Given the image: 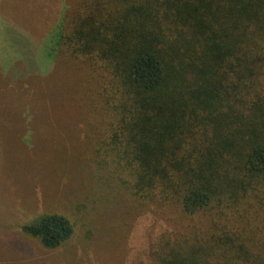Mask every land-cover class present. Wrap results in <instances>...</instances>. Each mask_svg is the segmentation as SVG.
I'll return each mask as SVG.
<instances>
[{
	"label": "trees",
	"instance_id": "obj_1",
	"mask_svg": "<svg viewBox=\"0 0 264 264\" xmlns=\"http://www.w3.org/2000/svg\"><path fill=\"white\" fill-rule=\"evenodd\" d=\"M66 7L53 29L54 65L71 63L74 80L85 68L109 73L108 98L116 101L108 105V136L86 145L97 170L103 157L113 162L101 179L107 172L145 211L179 222L158 238L149 264H264V242L252 237L246 211L234 229L220 207L258 200L264 189V0H69ZM74 80L71 105L80 108ZM20 232L53 251L73 227L64 215L44 213Z\"/></svg>",
	"mask_w": 264,
	"mask_h": 264
},
{
	"label": "rangeland",
	"instance_id": "obj_2",
	"mask_svg": "<svg viewBox=\"0 0 264 264\" xmlns=\"http://www.w3.org/2000/svg\"><path fill=\"white\" fill-rule=\"evenodd\" d=\"M68 2L0 0V264H149L158 238L179 222L141 208L109 177V157L97 170L98 157L86 145L108 136V105L116 101L108 98L109 73L85 68L74 80L76 67L53 63V29ZM73 80L80 108L71 105ZM256 196L232 210L220 207L234 229L246 211L251 235L262 243L264 189ZM44 213L64 215L73 227L71 240L53 251L20 232Z\"/></svg>",
	"mask_w": 264,
	"mask_h": 264
}]
</instances>
